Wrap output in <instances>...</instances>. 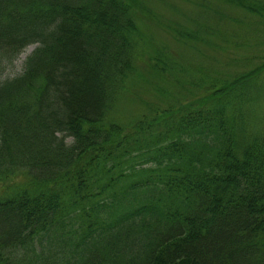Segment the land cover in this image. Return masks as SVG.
<instances>
[{"label": "trees", "instance_id": "16d2710c", "mask_svg": "<svg viewBox=\"0 0 264 264\" xmlns=\"http://www.w3.org/2000/svg\"><path fill=\"white\" fill-rule=\"evenodd\" d=\"M219 1L264 16V0ZM136 11L151 16L140 0H0V264H264V121L246 85L264 62L213 79L203 104L156 84L161 103L137 98L120 121L145 48ZM169 29L192 47L196 29ZM150 60L171 86L189 74Z\"/></svg>", "mask_w": 264, "mask_h": 264}, {"label": "rangeland", "instance_id": "374dc122", "mask_svg": "<svg viewBox=\"0 0 264 264\" xmlns=\"http://www.w3.org/2000/svg\"><path fill=\"white\" fill-rule=\"evenodd\" d=\"M140 2L149 9L151 16L148 13L139 15L140 11L135 12L139 29L145 39L141 40L144 44L141 49L145 48L143 53L139 52L136 60L139 72L134 78L132 94L130 98L124 96L116 106L114 115L120 121L126 122L145 110L137 98L154 101L156 104L161 103L160 97L153 92V86L156 84L169 90L170 101L175 96L182 102L188 103L196 99V104H203L211 101L203 95L207 96L209 90L206 88L213 79L221 77L239 80L241 76L257 69L264 62V16L261 18L219 0H140ZM214 11L216 15L223 14L224 18L215 16ZM262 13L264 14V8ZM227 16L232 17L233 21L226 18ZM169 26L196 29L197 36L192 38V47L189 49L175 43L170 35ZM36 46V44L26 46L16 59L3 68L1 79L12 78L21 73L25 58ZM154 52L173 57L177 68L181 65L189 74L179 78L178 82L174 83L176 85L171 86L168 77L151 70L150 56ZM201 80L205 84H200ZM240 84L238 81L236 86L240 87ZM246 85L260 92V97L251 105L254 113L257 112L264 121V72L247 79ZM218 88L211 91L213 95L218 94L220 91ZM152 93L155 94V99L150 96ZM66 141L70 142L71 139L67 138ZM18 180L19 177L11 182V190Z\"/></svg>", "mask_w": 264, "mask_h": 264}]
</instances>
